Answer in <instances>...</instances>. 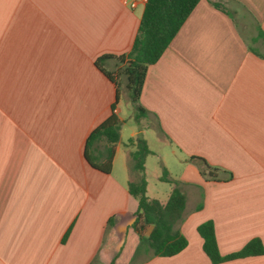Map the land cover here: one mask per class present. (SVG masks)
<instances>
[{"label": "crops", "instance_id": "obj_1", "mask_svg": "<svg viewBox=\"0 0 264 264\" xmlns=\"http://www.w3.org/2000/svg\"><path fill=\"white\" fill-rule=\"evenodd\" d=\"M146 3L0 0V264H213L198 233L209 221L222 256L254 239L264 247V0H201L148 68L138 117L124 65L100 62L117 87L96 61L131 51ZM114 107L122 126L107 175L84 151ZM138 140L151 152L147 197L169 201L164 171L187 197L177 229L188 246L173 257L146 252L152 225L143 237L132 227ZM194 157L232 178L206 181Z\"/></svg>", "mask_w": 264, "mask_h": 264}, {"label": "trees", "instance_id": "obj_2", "mask_svg": "<svg viewBox=\"0 0 264 264\" xmlns=\"http://www.w3.org/2000/svg\"><path fill=\"white\" fill-rule=\"evenodd\" d=\"M200 1L147 0L139 32L131 51L123 56H104L96 61L98 69L117 87L119 85L114 76L104 70L100 62L114 59L124 65L121 75L126 79L128 101L140 112L138 117L146 115L140 105V99L148 68L161 58ZM119 97L120 92L117 88V103ZM121 126L122 121L116 115L114 107L111 116L91 132L86 141L84 157L92 168L107 175L111 174ZM99 142H105V146L95 150ZM150 153L146 143L138 140L136 150L130 154V170L137 178L129 183V193L138 201V214L132 227L140 237H143L146 227L152 225L153 231L147 239L146 252L155 257L169 258L178 255L188 246V241L177 229L184 219L187 197L180 183L170 180L165 171L161 180L175 184L167 204L162 205L159 201L147 197L145 162ZM191 161L198 166L200 174L206 181H228L232 178L231 174L222 177L226 172L211 166L202 158L194 157ZM113 225L112 218L108 222V228ZM198 233L204 241L203 250L213 264L264 255L262 242L254 239L242 251L222 256L215 227L211 221L200 225Z\"/></svg>", "mask_w": 264, "mask_h": 264}, {"label": "rangeland", "instance_id": "obj_3", "mask_svg": "<svg viewBox=\"0 0 264 264\" xmlns=\"http://www.w3.org/2000/svg\"><path fill=\"white\" fill-rule=\"evenodd\" d=\"M122 78H123V80L125 81V77L122 76ZM122 89H124V86H123ZM139 122L142 123L143 126H147V125H148V122H147L144 118H140V121H139ZM103 144H105V142H103V143L101 144L102 147H103ZM102 147H101V148H102ZM158 147H159V146H157L156 144H155V145H152V149H154L155 151L159 152L160 154L163 153L162 151H164V150H162L161 148H158ZM158 149H159V150H158ZM152 161H155V163H157V159H156V157L150 158V163H151ZM136 178H137V176H136ZM134 180H135V179H134ZM151 183H152L153 185L158 184V182H157L156 180H154V178H153V182H152V179H151ZM164 186H168V185H164Z\"/></svg>", "mask_w": 264, "mask_h": 264}]
</instances>
